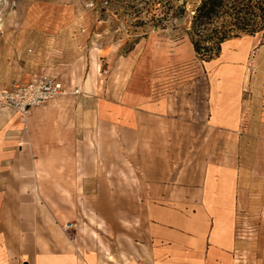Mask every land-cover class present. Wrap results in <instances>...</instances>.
Segmentation results:
<instances>
[{
	"label": "crops",
	"instance_id": "obj_1",
	"mask_svg": "<svg viewBox=\"0 0 264 264\" xmlns=\"http://www.w3.org/2000/svg\"><path fill=\"white\" fill-rule=\"evenodd\" d=\"M192 95L181 110L113 104L106 117L87 111L90 120L72 93L26 121L1 104L0 264H228L236 240L226 209L247 202L246 136L226 124L232 110H215L212 90L204 118ZM197 140L207 147L179 152ZM57 223L71 225V241Z\"/></svg>",
	"mask_w": 264,
	"mask_h": 264
},
{
	"label": "rangeland",
	"instance_id": "obj_2",
	"mask_svg": "<svg viewBox=\"0 0 264 264\" xmlns=\"http://www.w3.org/2000/svg\"><path fill=\"white\" fill-rule=\"evenodd\" d=\"M143 1L0 0V91L43 75L54 77L64 86L58 96L79 89L74 95L81 98L84 119L90 120L87 111L99 106L100 116L106 117L113 104L139 109L160 101L181 110L188 94H193L197 118H204L212 90L215 110H232L235 120L228 117L226 124L237 121L246 136L247 202L226 209L236 240L228 264H264V30L227 40L219 56L206 61L187 33L200 0H185L186 11L170 14L163 26H155L146 10L138 12ZM183 1L175 0L177 5ZM188 133L197 138L203 130L197 125ZM197 143L180 145L179 152L185 146L189 152L207 147ZM51 195L60 202L59 192ZM56 210L70 216L69 209ZM57 224L71 241L74 233L66 230L71 225Z\"/></svg>",
	"mask_w": 264,
	"mask_h": 264
},
{
	"label": "trees",
	"instance_id": "obj_3",
	"mask_svg": "<svg viewBox=\"0 0 264 264\" xmlns=\"http://www.w3.org/2000/svg\"><path fill=\"white\" fill-rule=\"evenodd\" d=\"M143 4L138 12L150 13L155 26H163L170 14L178 17L186 11L185 0L180 5L175 0H144ZM192 12L187 33L197 55L206 61L219 56L227 40L264 30V0H200Z\"/></svg>",
	"mask_w": 264,
	"mask_h": 264
},
{
	"label": "built area",
	"instance_id": "obj_4",
	"mask_svg": "<svg viewBox=\"0 0 264 264\" xmlns=\"http://www.w3.org/2000/svg\"><path fill=\"white\" fill-rule=\"evenodd\" d=\"M63 89L64 86L61 81L43 75L30 83L2 89L0 101L13 107L26 121L33 109L45 105L50 99L61 94ZM79 92V89L73 91L74 94H79Z\"/></svg>",
	"mask_w": 264,
	"mask_h": 264
}]
</instances>
